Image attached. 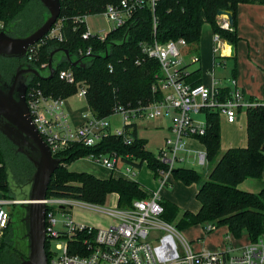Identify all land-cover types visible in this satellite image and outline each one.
Here are the masks:
<instances>
[{"label":"trees","instance_id":"16d2710c","mask_svg":"<svg viewBox=\"0 0 264 264\" xmlns=\"http://www.w3.org/2000/svg\"><path fill=\"white\" fill-rule=\"evenodd\" d=\"M35 1L39 0H0V20L6 25L7 34L15 38L26 37L42 26L46 19L36 28L26 24L24 19L25 12ZM120 2L121 0H60L61 15L57 23L62 21L63 40L51 39L47 35L34 46L35 49L31 52L34 59L31 64L42 77L33 76L29 80L28 88L33 85L39 86L47 95L67 100L76 94L77 87L61 81L58 74L61 70H72L77 81H84L89 85L87 103L98 118L110 116L118 103L146 104L158 98L152 88L155 76L160 72V65L158 61L149 59L141 65L136 64L138 59H144L140 43L155 41L167 43L170 40L185 39L190 44V49L196 51L202 28L209 24L214 34L235 47L239 41L237 32L239 5H264V0H156L153 7L150 0H145V5L137 9L124 26L109 33L104 41L95 37L84 40L82 35L87 31V26L77 22V18L100 15L104 13L107 5ZM218 10L233 14L234 24L231 29L221 28ZM57 49L67 50L72 61L80 60V63L73 66L66 55L59 52L54 56L55 75L52 79H46L50 74L48 69L50 54ZM88 49L92 50L91 56L85 55ZM80 50L84 55L79 54ZM59 55L61 58H58ZM12 62L11 66L8 63L0 64V70L6 77L15 67ZM110 66L113 72H110ZM43 71L47 74L43 75ZM199 74V71L190 72L186 78L187 82L192 85L201 84ZM227 91L228 89L225 90ZM204 113L208 128L200 140L206 147L209 165H213L211 171L206 179L199 172L186 167H179L172 174L186 186H199L196 198L201 208L197 213L190 211L182 213L175 203L163 200L161 205L164 212L161 218L170 224L177 222L178 230L199 224H212L215 229L227 227L229 233L237 240L247 235L251 242H257L264 235V189L258 193H251L242 191L239 185L247 179H261L264 175V106L259 105L246 111L247 146L232 148L224 153L221 148L220 115L208 109ZM131 136L134 139L131 145L124 142V137L108 136L95 147L74 144L56 155L55 158L61 161V165L51 179L47 198L69 199L88 205L103 206L107 198L115 194L118 196V208L122 210L131 209L135 201L148 199V192L139 182L114 176L100 179L93 174L68 170L69 165L87 158L90 154L117 152L124 159L128 155L133 156V159L139 161L136 164L139 169L147 163L154 171L155 177L159 179L158 171L165 170V166L156 159L154 153L147 150V141L138 136L136 127ZM20 154L0 133L1 192L10 191V171ZM126 161L133 163L132 160ZM31 177L33 175L22 179ZM17 180L18 183L25 182L19 178ZM26 199L27 197L22 200ZM18 206L24 208L26 205H15ZM49 211L51 210L48 208L47 212ZM25 213L19 219L23 227ZM15 215L16 213H11L12 221ZM11 224L0 242V264H7L10 256L16 257L17 262H20L23 256L15 252L16 232ZM23 237L27 241L26 250L29 252L25 227ZM87 238L92 239V235H87L85 231L78 233L69 242L70 253H86V246L83 244ZM45 248L50 263L49 240L46 241Z\"/></svg>","mask_w":264,"mask_h":264},{"label":"built area","instance_id":"2783aa9c","mask_svg":"<svg viewBox=\"0 0 264 264\" xmlns=\"http://www.w3.org/2000/svg\"><path fill=\"white\" fill-rule=\"evenodd\" d=\"M155 3L156 0H150L151 6L154 7ZM144 5L145 0H121L119 4L107 5L102 14L113 24V28L105 36L91 32L85 21L86 16L77 18V22L87 26L82 38L89 40L95 37L104 41L109 33L124 26L135 11ZM219 18L221 28L231 29L227 16ZM62 25L61 20L56 23L48 37L62 41ZM5 29V23L0 20V32H5ZM214 43L216 54L220 48L221 56L231 57V45H225L224 40L217 34L214 35ZM224 45L227 52L225 47L223 50ZM140 47L144 59H138L137 65H141L146 59L156 60L160 65V72L155 76L152 88L158 98L151 102H140L137 105L118 103L112 114L104 118L96 117L89 107V112L83 114L82 122L75 126L67 113L66 99L47 95L39 86L33 85L28 88L26 100L32 123L54 157L74 144L95 147L108 136L124 137V142L131 145L134 141L131 133L135 127L138 128L139 121L169 120V136L164 140L163 147L154 154L166 168L158 171L159 180L164 185L174 170L191 163L192 156L193 165L208 167L207 151L194 150L189 146L190 141H200L207 132L205 110L216 112L227 123L234 124L242 112L259 105L264 106V99H247L235 78L227 80L226 83L215 79L212 86L192 85L187 82L186 78L190 74L188 66L198 63L199 57L193 56L190 64L186 62L183 51H188L190 44L185 39L170 40L167 43H140ZM34 49V46L31 47L28 54L30 61L34 59V54L31 53ZM79 54L84 55V52L80 50ZM85 55L91 56L92 50L88 49ZM110 72H113L112 66ZM58 77L61 81L76 85L75 95L87 102L89 85L86 82L77 81L72 70H61ZM115 115L121 118L120 127H114L110 121ZM87 158L113 174L118 173V178L134 180L136 169H139L136 166L139 161L133 159V156L128 155L124 159L117 152L90 154ZM126 160H132L133 163ZM121 165L124 166L123 170ZM161 200L155 193L146 200L135 201L131 209H119L117 203V210L105 211L99 206L87 204L117 219L113 226L105 230L78 224L69 214L59 221L53 211L46 212V237L50 242L51 253L48 264H264V235L257 242H251L240 250L226 247L217 252H195L176 226L162 220L164 210ZM21 202L6 199L0 201V242L12 221L11 213L5 206H15ZM72 202L74 200L53 198L44 201L47 210L55 204L61 210H68ZM214 229L212 224L207 226L208 232ZM83 231L92 235V239L87 238L84 241L86 253L71 254L69 242Z\"/></svg>","mask_w":264,"mask_h":264},{"label":"rangeland","instance_id":"374dc122","mask_svg":"<svg viewBox=\"0 0 264 264\" xmlns=\"http://www.w3.org/2000/svg\"><path fill=\"white\" fill-rule=\"evenodd\" d=\"M48 10L45 8V6L39 2L35 1L25 12L24 19L26 24L36 28L42 22L48 18ZM24 21V20H23ZM86 23L88 25V28L91 30L92 33L98 34L99 36H105L112 28L113 24L110 23L107 19V17L104 14L100 15H93L86 17ZM209 29L208 25L203 26L202 28V34H205V32ZM222 49L219 48V51L217 53V57H220ZM195 51L188 49L185 54L186 62H190L193 60V56H195ZM58 58H61L59 55ZM220 64L223 62V59L217 58ZM6 62V63H5ZM12 60L9 61H2L0 63L7 64L11 66ZM13 63V62H12ZM235 65V59H228V62L226 64L225 68H218L216 72L217 78H223L226 77L228 79L232 76V71L234 70ZM43 75H46L47 72L43 71ZM206 75V73H205ZM207 76V75H206ZM206 84V82H205ZM66 110L70 117V120L73 125H78L80 120L83 118L84 113L89 112V105L85 100L79 99L76 95L71 96L66 100ZM244 120L247 121L246 113H244ZM110 121L114 127H120L121 126V118L118 115L112 116L110 118ZM157 121V122H156ZM161 121V120H160ZM158 120H142L138 122L139 125V134L140 137L145 139L147 141V150L157 154L158 150L163 147V142L167 136V133L163 129H156L155 126L160 122ZM165 125L169 126V121H165ZM227 123L224 121V119H221V138H222V144L225 145L229 144V139L231 137H239L241 135L242 131H239L238 134L232 133L227 128ZM190 148L194 150H200L204 151L205 147L203 144H201L200 141H190L189 143ZM197 148V149H196ZM224 149V148H223ZM194 156L191 157L190 162L183 165V167L193 169L200 174L203 175L204 179L207 178L208 173L211 171L213 165H208V167H200L198 165H193ZM31 160L25 156L24 154H20V157L17 161L13 163V167L10 175V191L8 192H1L0 191V201L3 199L6 200H12L16 199L19 201H26L22 200L26 198L31 190V178L22 179V177H30L34 176V167ZM72 166V167H70ZM68 168L72 171H90V174H94L98 176L99 178L106 177L108 174L111 175L112 172L108 170L107 168L103 167L102 165L88 159L84 158L76 162V165H70ZM121 168L124 166H120ZM123 170V168H122ZM116 176L118 175L115 174ZM23 180L25 182H20L17 180ZM137 182H139L142 186L146 188V190L149 193L154 192L153 194L157 193L160 197H163L162 199L169 200L173 203H176L177 206H181V212L187 210H192L193 208L197 207L199 205V202L196 198V185L186 186L182 182L176 180L174 176L170 179L167 186H162L161 181L155 177L154 171H152L148 164L145 163L140 169H136V176L134 177ZM27 180V181H26ZM163 188V189H162ZM179 204H178V203ZM102 209L105 210H117V199L115 195H110L107 198L106 203L103 206H99ZM6 210L10 213H16L13 221V228L15 229V252L22 254L23 256L21 258H24L27 256L28 251L26 250V242L22 238V235L24 233V227L21 222H19V219L24 216L25 208L21 207H15L12 204L5 206ZM51 211L54 212L55 217L57 220L61 221L64 219V215L69 214L73 218V220L81 225H86L98 229H109L111 226L114 225V222L117 220L114 217H111L109 215H106L104 211L102 210H96L93 207L88 206L84 202H78L74 201L69 206L68 210H61L59 205H52ZM24 212V213H23ZM174 226H177V222L172 223ZM209 224H199L195 226H191L188 228L180 229L179 233L184 237V239L189 243H194L195 249L198 252H203L204 250L210 251V252H217L222 251L226 247L230 246V243L233 242V244L236 242H239L240 244H243L245 246L249 245L250 240L247 235H244L241 239L236 240L228 231L226 227H221L218 229H214L213 232H207V226ZM60 228V225L58 226V229ZM177 228V227H176ZM177 243L179 247H181L180 242L177 240ZM180 252L182 254V250L180 249ZM16 257L10 256L7 260V264H18Z\"/></svg>","mask_w":264,"mask_h":264},{"label":"water","instance_id":"95a60500","mask_svg":"<svg viewBox=\"0 0 264 264\" xmlns=\"http://www.w3.org/2000/svg\"><path fill=\"white\" fill-rule=\"evenodd\" d=\"M49 12L46 21L33 33L26 37H11L6 32H0V56L9 58H24L28 50L42 41L53 29L61 15L60 0H39ZM218 17L227 16L229 24L233 26L234 17L229 11L218 10ZM231 45L230 43H228ZM231 57L235 55V47L231 45ZM63 52L73 66H77L80 60L72 61L67 50H54L50 54L49 76L55 75L54 56ZM108 55L106 54L105 57ZM37 77H42L37 69L27 70ZM17 73L9 90L0 89V133L5 136L21 154L27 156L35 167V173L30 181L31 190L24 204L26 213L23 220L29 242L28 255L18 264H48L46 253V212L44 201L47 199V191L51 179L61 165V161L55 158L47 144L44 142L36 127L32 123L26 100L27 86L20 82L17 87ZM16 92L18 93L16 95Z\"/></svg>","mask_w":264,"mask_h":264},{"label":"crops","instance_id":"0c3cea01","mask_svg":"<svg viewBox=\"0 0 264 264\" xmlns=\"http://www.w3.org/2000/svg\"><path fill=\"white\" fill-rule=\"evenodd\" d=\"M219 21H220V18H219ZM205 25H208L209 29L205 32V34H201V39H200L198 48L195 51L196 52L195 56L199 57L200 61L196 64H190L189 62L190 65L188 66V71L191 73L194 71H199L200 72L199 78H200L201 84H204L206 86H212L213 80L215 79L221 80L224 83H226L227 80L229 79L226 77H223L220 79L217 78L216 72L218 68L226 69V64L228 62V59H235L234 70L232 71L231 78H235L237 80L238 86L241 88V90L243 91L247 99H254L257 101H262L264 99V5H260V4H240L239 5L238 17H237V32L239 36V41L235 46L234 57H225V56L217 57V54L214 52V48H215L214 35L215 34L213 33L212 28L209 24H205ZM224 43L225 45L228 44V42H225V41ZM225 45L223 46V50L226 48ZM225 52H226V49H225ZM217 58L223 59L224 61L219 64L218 63L219 60ZM205 73L207 76L205 75ZM244 113L246 112H242L239 115L237 122L234 124H229L226 122V120L223 117H220V125H221V119L223 118L224 121L228 124L227 125L228 130H230L232 133L238 134L239 131L243 130V132L241 133V135H239V137L237 138L231 137L229 139V144L225 145V147H224V143L222 144V138H221L222 153L232 148H240V147L244 148L247 146L248 144L247 121L244 120ZM158 121H160V119H158ZM165 121H169V120L161 119V121L158 122L155 128L165 130L167 133V136H166L167 138L169 136L168 128L170 126V121H169V126L165 125ZM81 122L82 120H80L79 124ZM137 130H138V136L140 137L139 125H138ZM201 144L203 143L201 142ZM205 150H206V147H205ZM76 162H74L71 165H76ZM69 171L79 172V173L84 172V173H89V174L91 173L90 171H83L81 169L80 171H72V170H69ZM111 176L118 178V176L112 173L111 175L108 174L106 177H103L100 179H109ZM172 176L173 175L167 178V181L165 182L164 186L168 185V182L170 181ZM132 181L137 182V180L135 179ZM239 188L242 191L251 192V193L260 192L261 190L264 189V175L261 179L245 180L243 183L239 185ZM198 189H199V186L196 185V195H197ZM153 193L154 192L152 193L148 192L149 197H151ZM115 196H116L117 203H118V196L117 195ZM162 198L163 197H161V199ZM163 200L165 199H162L161 201ZM178 207L181 209V206H178ZM200 208H201V204L199 202V205L197 207L193 208L192 210H187V211L197 213L200 210ZM190 245L195 252H198L195 249L196 244L190 243ZM228 247H233L235 249L240 250L243 247H245V245L240 244L239 242H236V244L235 243L233 244V242H231L230 246Z\"/></svg>","mask_w":264,"mask_h":264},{"label":"flooded vegetation","instance_id":"af4514ba","mask_svg":"<svg viewBox=\"0 0 264 264\" xmlns=\"http://www.w3.org/2000/svg\"><path fill=\"white\" fill-rule=\"evenodd\" d=\"M29 50H28V53H29ZM28 53H27L26 57H24V58H9V57L0 56V62H2L4 60H12L15 64L14 69L12 71H10L8 77H6L4 75V73L1 72V70H0V89L7 92L9 90V87L12 85L14 79L16 78L17 73H19V77L17 78V87L19 86L20 82H25V84L27 86V91H28L29 80H31V78L33 76H35L32 73L27 71L30 69H35L31 64V61L29 60ZM17 94L18 93L16 92V95ZM26 95H27V93H26ZM23 239L25 240V242H27L24 237H23Z\"/></svg>","mask_w":264,"mask_h":264},{"label":"bare ground","instance_id":"6f19581e","mask_svg":"<svg viewBox=\"0 0 264 264\" xmlns=\"http://www.w3.org/2000/svg\"><path fill=\"white\" fill-rule=\"evenodd\" d=\"M226 52H227V47H226Z\"/></svg>","mask_w":264,"mask_h":264}]
</instances>
